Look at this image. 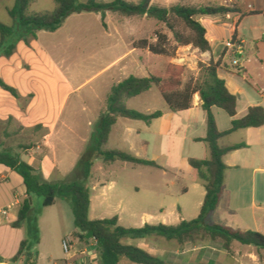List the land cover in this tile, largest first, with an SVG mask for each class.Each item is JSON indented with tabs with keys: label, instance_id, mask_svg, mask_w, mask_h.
<instances>
[{
	"label": "crops",
	"instance_id": "0c3cea01",
	"mask_svg": "<svg viewBox=\"0 0 264 264\" xmlns=\"http://www.w3.org/2000/svg\"><path fill=\"white\" fill-rule=\"evenodd\" d=\"M96 1L108 3L112 0ZM169 1L174 3L171 5L236 6L239 10L237 14H227V17L225 15L198 18L211 43L210 50L199 52L189 46L181 47L179 50L186 53L181 55L180 59L190 61L187 66L191 70L196 69L195 63L197 62L207 63L209 60L214 63L219 62L217 75L224 81L227 91L236 98L234 119L243 117L250 106L259 105L264 110V21L262 17L264 0H252L253 3L248 2L243 10L239 8L238 0ZM14 2L15 0H0V7L6 12V9L11 8ZM41 32L43 31L37 32L36 38L29 45L17 42L15 51L10 57H0V79L13 87L21 97L31 95L26 103H19L0 88V150L10 149L17 152L21 159L36 169L45 181L57 182L72 172L81 152H79L80 148L74 151L75 140L72 137L65 139L58 131H55L64 100V98L59 100L57 84L61 81L65 82V79L52 48L40 41ZM232 36L239 38L243 43V54L239 58V67H232L228 63L231 58L224 49V41ZM105 68L107 66L103 70ZM112 85L114 84L109 85L108 91ZM200 105L201 101L197 94L192 96L191 107L185 111L171 112L164 104L160 110L162 115L149 125L144 124V128L147 129L157 123L158 131H142L141 128L132 131L130 127L135 124L132 122L137 120L117 118L111 127L106 143L109 144L112 141L113 145L121 143L127 146L130 144L129 138L133 132L137 135L144 133L151 136L154 134L163 139L173 127H176L177 131H182L183 141L203 147L194 149L199 155L186 154L181 158L182 169L173 166L170 169L176 179L186 175L191 188L197 190L201 197L198 202L199 208L204 189L199 182L194 180V171L188 165L187 160L188 158L206 159L209 156L206 145L195 141L205 136V113ZM211 111L218 131L227 130L230 127L231 118L216 107H212ZM35 126H41L43 131H32ZM67 132L74 135L81 144L86 142V138L78 136L75 131ZM22 133L26 134L25 142L11 143L9 141ZM142 143L145 147L149 145L146 140ZM240 143L244 144V147L230 151L222 157L226 169L221 195L215 210L206 216L204 223L222 225L233 230H251L264 235V124L257 128L235 130L217 142L219 147ZM59 146L72 151L71 157L66 162L57 153ZM109 149L122 150L121 148ZM112 186L113 182H109L108 188ZM187 192V188L182 189V193ZM25 197L21 177L0 165V264H20L19 261L10 263L8 260L16 254L20 242L25 237L24 225L19 228L11 226L17 218L19 204ZM35 198V196L30 197L31 205L34 200H37ZM54 206L57 209L55 217L51 220L55 231L52 239L57 243L60 240L69 239L70 250L67 254H63L61 260H58L59 256L52 250L39 251L37 257L42 254L52 264H97L99 250H92L90 254L87 250V247L93 245L94 242L83 243L71 237L75 229L69 227V222L65 223V213L72 214L69 203L55 199L53 205L49 207ZM106 208H110V205L105 204ZM111 208V211L103 210L107 216H99V218L91 216L94 207H92L89 196L88 219H105L116 216L117 224L122 227L151 224L148 220L151 217H156L157 223L164 225H176L184 220L180 207H177L175 214L173 212L164 213L160 210L156 216L144 209L140 210L139 224H122L121 217L114 214L115 210L112 206ZM120 242L124 245L138 247L170 264H264V250L235 241L229 243L228 249H224L219 240L208 239L183 245L160 237L123 238ZM38 246L39 243L35 246L36 251ZM124 260L121 259L118 264H127ZM35 264H38L37 258Z\"/></svg>",
	"mask_w": 264,
	"mask_h": 264
},
{
	"label": "trees",
	"instance_id": "16d2710c",
	"mask_svg": "<svg viewBox=\"0 0 264 264\" xmlns=\"http://www.w3.org/2000/svg\"><path fill=\"white\" fill-rule=\"evenodd\" d=\"M54 8L49 12H29L32 0H15L13 6L6 9L11 18V25L0 23V57L8 58L14 51L17 42L25 45L36 38L39 31L54 32L65 18L72 13L95 12L100 16L101 26L105 28V14L112 12L122 17H146L162 24L171 34L169 38L164 32L156 30L154 41L136 40L132 48L145 52L143 65L148 67L145 77L132 75L112 85L105 101V109L99 115L84 152L78 158L67 182H47L40 173L23 161L17 152L10 149L0 150V165L18 174L25 189L26 197L21 201L17 218L12 227H25V237L20 242L16 254L8 260L10 263L35 264L38 244L34 210L30 197L41 198V205L49 207L55 199L69 203L74 231L71 237L79 242L92 241L99 243L97 264H118L125 259L132 264H170L146 251L120 241L123 238L137 239L160 237L174 241L178 245L196 243L203 239L219 240L224 249L230 242L251 245L264 250V235L251 230H233L217 224H205L206 216L215 210L222 191L225 165L222 157L226 153L244 147V144H233L219 147L220 138L243 128H257L264 124V110L259 105L250 106L246 114L234 119L236 98L230 94L224 81L217 75L219 62L209 60L207 63H197L198 75L183 81L186 71L184 65L171 62L176 50L189 46L199 52L210 50L211 43L205 28L198 18L203 16H225L237 14L239 10L234 5H198L190 6L175 4L167 8L151 5V0H112L108 3L96 0H52ZM264 21V13H262ZM161 66L152 67L153 61L161 62ZM155 86L167 110L171 112L185 111L191 107V99L197 94L201 101V109L205 113V136L195 141L206 145L209 156L206 159L188 158L187 163L194 171V180L204 189V196L197 216L189 221H180L176 225L144 224L139 228L122 227L117 224L116 216L105 219H88L90 191L85 182L90 177L91 167L95 158L104 163L115 161L126 162L138 166L160 168L154 161L131 156L123 151L106 149L108 135L117 118L141 121L149 125L159 118V110L144 114L126 107V101L134 98ZM0 88L9 93L17 102L26 103L31 95L21 97L11 86L0 79ZM212 107L222 110L229 118L230 127L218 131ZM92 232V239L84 235Z\"/></svg>",
	"mask_w": 264,
	"mask_h": 264
},
{
	"label": "rangeland",
	"instance_id": "374dc122",
	"mask_svg": "<svg viewBox=\"0 0 264 264\" xmlns=\"http://www.w3.org/2000/svg\"><path fill=\"white\" fill-rule=\"evenodd\" d=\"M86 1L79 0L81 3ZM129 1L137 2L138 0ZM237 2L241 10L248 2L253 3L252 0H238ZM171 4L174 3L169 0H151V5L158 7L167 8ZM53 8L52 0H34L29 11L49 12ZM0 23L11 25V18L1 7ZM104 23L105 28L101 26L100 16L95 12L72 13L65 18L57 30L54 32L43 31L40 36L42 44L52 48L65 79V82L61 81L57 84L59 100H63V98L64 100L55 131H58L60 136H64L65 139L72 137L75 140L74 151L80 148L81 154L86 149L99 115L104 111L109 85L115 84L129 75L140 78L146 76L148 67L143 65L145 52L132 49V43L140 39L153 42L156 30L164 32L169 38L171 37L162 24L144 16L122 17L112 12H106ZM184 53L186 52H182L178 48L171 62L186 67L183 75V81H186L188 78H195L198 75L197 63L199 62L195 63L196 69L191 70L187 66L190 61L180 59ZM162 61L164 60L153 61L152 67L161 66ZM228 63L230 62L228 61ZM106 66L107 68L103 70ZM126 107L148 114L156 110L160 111L164 107V102L157 88L152 86L145 93L127 100ZM132 123H135L130 127L132 131H136L137 128H141L142 131L159 130L157 123L147 129L144 128V123L141 121ZM32 131H43V128L35 126ZM67 131H75L78 136L85 137L86 142L81 144L74 135H70ZM181 136L182 131H177L176 127H173L163 139L154 134L151 136L144 133L137 135L133 132L129 138L130 144L127 146L121 143L113 145L112 141L106 144V149L121 148V151L131 156L154 161L160 168L119 161L106 164L100 158H95L90 177L83 182L90 191V200L94 207L91 216L97 218L107 216L103 210L111 211L112 206L115 210L114 214L121 217L122 224L137 225L140 222V210L146 209L151 215L156 216L160 210H163L164 213L173 212L175 214L177 207H180L184 220L194 219L197 216L198 202L201 197L197 190L191 188V183L187 180L186 175L176 179L170 167L182 169L181 158L186 154L189 156L199 155L194 149L203 146L183 141ZM26 140V134L22 133L9 141L21 143ZM143 140L149 142L148 147L143 145ZM71 152L61 146L57 148V153L64 158V162L71 157ZM70 175L71 173L57 182L74 180L70 178ZM109 182H113L111 188H108ZM183 188L188 189L186 194L182 193ZM35 199L37 200H34L32 208L39 243L37 252L52 250L59 256L58 260H61L64 254L62 240L57 243L52 239L55 236V231L51 220L55 217L57 208L56 206L43 207L39 204L41 198L36 197ZM100 201L101 203H99ZM105 204L110 205V208L105 209ZM140 207L145 208L141 209ZM72 219V214L65 213V223L69 222L71 229H73ZM148 220L151 222L150 225L159 224L156 217H151ZM168 222L171 221L168 220ZM37 260L38 264H52L42 254L37 257Z\"/></svg>",
	"mask_w": 264,
	"mask_h": 264
},
{
	"label": "built area",
	"instance_id": "2783aa9c",
	"mask_svg": "<svg viewBox=\"0 0 264 264\" xmlns=\"http://www.w3.org/2000/svg\"><path fill=\"white\" fill-rule=\"evenodd\" d=\"M226 17H227V14H226ZM224 49L230 55L231 66L232 67H239V58L243 54V43H242V41L239 38L232 36L229 39L224 41ZM62 250H63L64 254H67L69 252V250H70L69 239L62 240ZM91 251H88V253L90 254Z\"/></svg>",
	"mask_w": 264,
	"mask_h": 264
},
{
	"label": "water",
	"instance_id": "95a60500",
	"mask_svg": "<svg viewBox=\"0 0 264 264\" xmlns=\"http://www.w3.org/2000/svg\"><path fill=\"white\" fill-rule=\"evenodd\" d=\"M29 202H31V200L29 199ZM84 238L89 240V239H92V232H87L85 235H84ZM100 249V245L99 243H95L93 245H89L87 247V250L88 251H91V250H99Z\"/></svg>",
	"mask_w": 264,
	"mask_h": 264
}]
</instances>
